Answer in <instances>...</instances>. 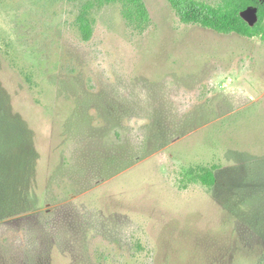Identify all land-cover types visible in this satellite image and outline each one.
I'll use <instances>...</instances> for the list:
<instances>
[{
    "label": "rangeland",
    "instance_id": "374dc122",
    "mask_svg": "<svg viewBox=\"0 0 264 264\" xmlns=\"http://www.w3.org/2000/svg\"><path fill=\"white\" fill-rule=\"evenodd\" d=\"M88 2L0 0V264H264V41Z\"/></svg>",
    "mask_w": 264,
    "mask_h": 264
},
{
    "label": "trees",
    "instance_id": "16d2710c",
    "mask_svg": "<svg viewBox=\"0 0 264 264\" xmlns=\"http://www.w3.org/2000/svg\"><path fill=\"white\" fill-rule=\"evenodd\" d=\"M119 1L122 3L125 17L136 19L139 24L149 20V13L143 0H89L83 13L78 17L79 28L84 39H89L92 33V23L85 15L89 8L99 3ZM181 20L187 24H198L221 33H238L264 41V0H219L217 5H211L197 0H169ZM244 13L253 16L246 19ZM206 184L215 181L212 172H206L202 177Z\"/></svg>",
    "mask_w": 264,
    "mask_h": 264
}]
</instances>
